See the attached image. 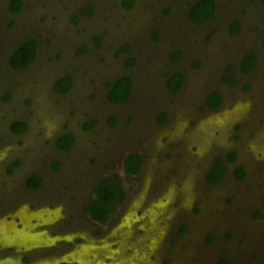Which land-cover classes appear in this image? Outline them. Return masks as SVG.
I'll list each match as a JSON object with an SVG mask.
<instances>
[{
    "label": "rangeland",
    "instance_id": "obj_1",
    "mask_svg": "<svg viewBox=\"0 0 264 264\" xmlns=\"http://www.w3.org/2000/svg\"><path fill=\"white\" fill-rule=\"evenodd\" d=\"M11 1L0 0V264H264V0H222L203 24L187 16L193 0H23L17 14ZM34 38L33 63L13 70L10 52ZM175 73L188 79L182 92L167 88ZM122 75L134 94L113 104L107 84ZM61 76L74 80L64 95L53 88ZM60 129L77 136L66 153L45 138ZM132 153L142 161L128 175ZM219 159L224 175L210 184ZM55 161L64 168L50 170ZM35 173L45 186L31 191L23 181ZM115 177L123 197L97 223L85 205Z\"/></svg>",
    "mask_w": 264,
    "mask_h": 264
},
{
    "label": "trees",
    "instance_id": "obj_2",
    "mask_svg": "<svg viewBox=\"0 0 264 264\" xmlns=\"http://www.w3.org/2000/svg\"><path fill=\"white\" fill-rule=\"evenodd\" d=\"M12 11H20L23 7V3L20 0H12L10 4ZM213 12V0H198L190 9L189 18L194 22H204L210 18ZM239 28L237 27V31ZM236 31V30H235ZM35 41H28L21 45L11 56L10 65L14 69L25 68L34 58L36 47ZM179 55H175V60L178 59ZM256 60L253 55H248L242 62V70L244 72H249L255 66ZM178 79V80H177ZM173 82V83H172ZM184 82V77L182 74H174L169 78L168 87L171 91L177 92L180 90ZM70 85V80L68 78L61 79L55 85V91L59 93L67 92ZM132 92V81L129 77L119 78L114 85L110 88L108 98L111 102L121 103L126 101ZM215 99L208 100V105L211 108H217L220 104V97L217 93ZM163 117L159 122L166 123L167 114L163 113ZM160 119V118H159ZM13 130L16 132H23L25 130V125L23 123H16L13 126ZM67 140V139H66ZM72 144L71 140H68L64 145L68 148ZM228 160L234 161L235 155L231 154L228 156ZM142 161L141 155L137 153L129 154L124 158L123 170L128 175L136 174L140 168ZM224 162L222 160H217L215 167L209 172L207 176V181L210 184H215L219 182L225 172ZM223 165V166H222ZM220 169V170H218ZM236 176L242 179L245 176V170L242 167L237 168ZM105 178L101 179L94 189V198L87 208V212L90 217L98 222H106L111 215L116 210L117 204L121 201L123 197V191L121 189L119 181L112 179L107 181ZM104 180V183L102 182ZM40 179L38 177H32L29 179L28 186L30 188H38L40 186ZM223 264H227V260H222Z\"/></svg>",
    "mask_w": 264,
    "mask_h": 264
},
{
    "label": "crops",
    "instance_id": "obj_3",
    "mask_svg": "<svg viewBox=\"0 0 264 264\" xmlns=\"http://www.w3.org/2000/svg\"><path fill=\"white\" fill-rule=\"evenodd\" d=\"M22 3H23V7L21 8V10L20 11H17V12H12L11 11V7H10V4H11V2L9 3V10H10V12L12 13V14H17V13H19V12H21V11H23L24 9H25V4H24V1L23 0H20ZM125 1L126 0H124V2H123V5L126 7V8H131V7H135V4H137V2H136V0H132V2L130 3V5H126L125 4ZM198 0H193V1H190V2H188V9H187V16H188V18H189V12H190V9H191V7L197 2ZM225 2V1H224ZM223 3H222V0H213V12H212V15L210 16V18L208 19V20H206V21H204V22H201V23H198V22H194V21H192L190 18H189V20L191 21V22H193V23H196V24H203V23H206V22H208V21H210V20H213L215 17H216V15L219 13V8H220V6L222 5ZM171 10V9H170ZM93 10H92V8H91V13H87L86 14V16H93ZM236 24H237V22H235ZM235 23H233L232 25H231V27H230V31H231V28H232V26L235 24ZM240 25V24H239ZM236 31L235 32H233V33H237V27H236V29H235ZM34 41V40H36L35 41V47H36V52H35V55H34V58L38 55V51H39V48H38V44H37V42H38V39H27L26 41H24L22 44H20L19 46H16L13 50H12V52H10V54H9V56H8V64H9V66L11 67V65H10V58H11V56L13 55V53L21 46V45H23L25 42H28V41ZM100 43V40L98 39L97 40V42H96V44H99ZM131 51V47H130V44H124L122 47H121V49H120V51L118 52V53H120V54H123V55H125V54H127L128 55V53ZM176 54H178L179 55V57H178V59H174L175 58V55ZM182 56V52L180 51V50H175L171 55H170V59L172 60V62H177L179 59H180V57ZM34 58L32 59V61L29 63V65H27L25 68H22V69H26V68H28L32 63H33V60H34ZM134 62H135V59L134 58H130L129 59V61H128V63H127V66L128 67H131V66H133L134 65ZM12 68V67H11ZM13 70H22V69H14V68H12ZM175 74H178V73H175ZM174 75V74H173ZM172 75H170V76H168V78H167V88L169 89V87H168V81H169V78L171 77ZM121 77H129L130 79H131V81H132V92H133V90H134V81H133V78H131L129 75H122V76H120V77H118V78H116L114 81H112V82H110L109 84H107V92H106V96H107V99H108V101L109 102H111L110 100H109V98H108V94H109V90H110V88L114 85V83L119 79V78H121ZM64 78H68L69 80H70V85H69V88H68V90H67V92H65V93H59V92H56L55 91V85L57 84V82L58 81H60L61 79H64ZM53 83V82H52ZM73 85H74V80L70 77V76H61V77H59V78H57L56 79V81L53 83V88H54V91H55V93L56 94H59V95H64V94H67L68 92H70L71 91V89L73 88ZM170 90V89H169ZM171 91V90H170ZM132 92H131V94H132ZM172 93H176V92H173V91H171ZM131 96V95H130ZM130 96H129V98H130ZM220 97V96H219ZM128 98V99H129ZM127 99V100H128ZM126 100V101H127ZM220 100H221V97H220ZM126 101H124V102H126ZM111 103H113V104H120V103H115V102H111ZM121 103H123V102H121ZM111 118H114L115 119V123H116V118L115 117H111ZM16 123H23L24 125H25V130L23 131V132H16V131H14V133L17 135V134H19V135H24V134H26L27 133V131H28V129L30 128V125H29V122H27V121H16V122H14L13 123V125H12V127L16 124ZM94 123H95V120H89V121H87V122H85V124L83 125V127H84V129L85 130H89V129H92L93 128V126H95L94 125ZM108 123H109V121H108ZM114 123V124H115ZM87 124H92V125H89L88 127H87ZM13 129V128H12ZM45 138H47V140L48 139H52V140H54V147H55V149H56V151L57 152H62V153H66V152H68V151H71L75 146H76V144H77V136H76V134H75V132H72L71 130L70 131H66V130H62L61 131V129L59 130V131H57L56 132V134L53 136V137H51V138H48V137H45ZM68 139L69 138V140H71L72 141V144L68 147V148H65V147H63L64 146V144L62 145V144H60V143H62V139ZM51 140V141H52ZM66 144V143H65ZM61 145V146H60ZM55 165V166H54ZM12 166H13V168H16L17 166H18V162H14L13 164H12ZM62 166H63V168H64V164H63V162L61 161H55L54 163H50L49 164V167H50V170H53V171H57V170H60L61 168H62ZM32 177H38L39 179H40V182L42 183V181L44 180V176L43 175H41L40 173H35V174H29V175H27L26 177H24V181H23V185H25V186H28V182H29V179H31ZM26 181H27V183H26ZM41 183H40V185H41Z\"/></svg>",
    "mask_w": 264,
    "mask_h": 264
},
{
    "label": "flooded vegetation",
    "instance_id": "obj_4",
    "mask_svg": "<svg viewBox=\"0 0 264 264\" xmlns=\"http://www.w3.org/2000/svg\"><path fill=\"white\" fill-rule=\"evenodd\" d=\"M242 29V24H240V30ZM257 67V63H255V66L251 69V71H249V72H252L253 71V69L254 68H256ZM187 83H188V79H187V77L186 78H184V82H183V85H182V87L180 88V91L182 92L184 89H185V87H186V85H187ZM134 89H135V85H134ZM216 93V92H215ZM133 94H134V90H133V92H132V94H131V96H130V98L126 101V102H128L130 99H131V97L133 96ZM212 94H214V92L213 93H209L207 96V99H206V105L207 106H209L208 105V100H209V98H210V96L212 95ZM220 97H221V100H220V104H219V106L218 107H220L221 105H222V103H223V96H221L219 93H217ZM126 102H124V103H126ZM210 107V106H209ZM217 107V108H218ZM211 108V107H210ZM211 109H214V108H211ZM216 109V108H215ZM63 169V166H62V168H61V170ZM26 183H27V181H26ZM45 186V180H43L42 181V183H41V185L38 187V188H30L29 186H26L27 187V189H29V190H31V191H35V190H38L39 188H43ZM93 198H94V190H93V192H92V195H91V197H90V199L87 201V203H86V205H85V209H84V211L88 214V216L90 217V215H89V213L87 212V208H88V206L90 205V203L92 202V200H93ZM91 218V217H90ZM92 219V218H91ZM93 220V219H92ZM96 222V221H95ZM98 223V222H97ZM49 246H47V247H45V249L46 248H48ZM34 251V250H33ZM32 252V251H31ZM45 255H47V253H44V255L43 256H45ZM31 258V257H30ZM28 258H25V260H27ZM29 262H31V260L29 261ZM22 263H26V262H22ZM64 264H67L66 262H63Z\"/></svg>",
    "mask_w": 264,
    "mask_h": 264
}]
</instances>
